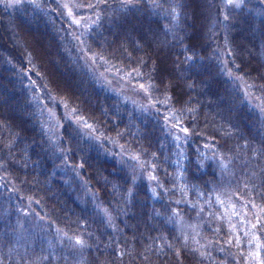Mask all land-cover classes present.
Listing matches in <instances>:
<instances>
[{
	"label": "trees",
	"instance_id": "trees-1",
	"mask_svg": "<svg viewBox=\"0 0 264 264\" xmlns=\"http://www.w3.org/2000/svg\"><path fill=\"white\" fill-rule=\"evenodd\" d=\"M0 264H264V0H0Z\"/></svg>",
	"mask_w": 264,
	"mask_h": 264
},
{
	"label": "snow or ice",
	"instance_id": "snow-or-ice-1",
	"mask_svg": "<svg viewBox=\"0 0 264 264\" xmlns=\"http://www.w3.org/2000/svg\"><path fill=\"white\" fill-rule=\"evenodd\" d=\"M228 3H230V4L233 3V0H228Z\"/></svg>",
	"mask_w": 264,
	"mask_h": 264
}]
</instances>
